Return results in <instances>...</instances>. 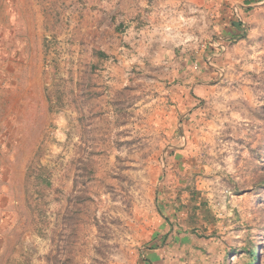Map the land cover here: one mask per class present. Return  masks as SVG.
<instances>
[{"label": "rangeland", "instance_id": "rangeland-1", "mask_svg": "<svg viewBox=\"0 0 264 264\" xmlns=\"http://www.w3.org/2000/svg\"><path fill=\"white\" fill-rule=\"evenodd\" d=\"M0 264H264V0H0Z\"/></svg>", "mask_w": 264, "mask_h": 264}, {"label": "trees", "instance_id": "trees-1", "mask_svg": "<svg viewBox=\"0 0 264 264\" xmlns=\"http://www.w3.org/2000/svg\"><path fill=\"white\" fill-rule=\"evenodd\" d=\"M229 38L231 39L232 37H229ZM248 254H249V256H250L251 262L256 261V259H257V253H256V250L253 251V250L249 249V250H248Z\"/></svg>", "mask_w": 264, "mask_h": 264}, {"label": "built area", "instance_id": "built-area-1", "mask_svg": "<svg viewBox=\"0 0 264 264\" xmlns=\"http://www.w3.org/2000/svg\"><path fill=\"white\" fill-rule=\"evenodd\" d=\"M227 40H229V39H227Z\"/></svg>", "mask_w": 264, "mask_h": 264}]
</instances>
